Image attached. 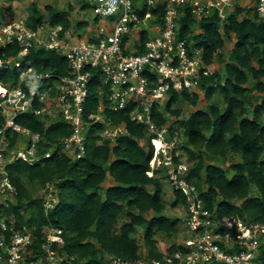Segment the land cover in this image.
<instances>
[{
  "label": "trees",
  "instance_id": "16d2710c",
  "mask_svg": "<svg viewBox=\"0 0 264 264\" xmlns=\"http://www.w3.org/2000/svg\"><path fill=\"white\" fill-rule=\"evenodd\" d=\"M86 8L84 4L82 9ZM185 9L186 14L178 20L180 38L201 51L205 68L217 62L223 65L212 74L202 73V100L198 93L171 92L165 106H152L153 120L158 126L169 123L171 134L176 132L182 138L181 147L190 164L184 179L197 187L208 210L220 217L236 216L264 223V16L243 17L242 8L237 5L224 21L215 12L197 20ZM73 10V6L66 10L48 4L47 19L50 25H63L65 30L85 29L87 21L74 25ZM158 12L163 13L162 6ZM44 20L45 14L33 4L28 25L37 29ZM233 41L226 53V43ZM5 51L14 56L19 48L10 46ZM27 64L33 65L35 72L68 73V63L60 52L33 48L22 67L3 70L0 80L16 84ZM30 81L31 77H27L24 87ZM109 89L102 85L100 71L92 69L85 116L98 111L100 92ZM256 92L260 101H254ZM216 96L218 100H214ZM181 99L197 107L187 118H182V110L176 106ZM201 101L207 106L199 107ZM42 106V102L35 104V108ZM129 110L130 107L119 112L105 109L102 113L114 124L124 123L128 130L129 134L118 136L114 144L101 137L104 124L89 119L83 158L53 155L33 165L14 160L7 166L17 194L5 213L14 214L19 226L25 223L34 229V247L44 242L46 226L61 229L64 244L53 243V248L65 257L61 264H105L111 257L161 260L164 253L158 237L182 231L180 220L165 214L168 202L163 179L167 177L159 175L162 171H156L153 177L147 173L153 156L152 135L146 126L130 119ZM167 113L175 121L170 123ZM5 120L0 112V128ZM15 122L40 134V155L72 134V127L64 120L49 122L47 117L33 112L21 113ZM8 135L13 147L19 134L9 130ZM107 178L113 184L106 188ZM47 183L55 185L58 198L48 211L43 198L32 195L34 187L44 189ZM187 204L183 191L175 190L170 207ZM139 228L144 230L146 254L141 253ZM179 247L175 243L168 251L173 253ZM256 261L264 264V240Z\"/></svg>",
  "mask_w": 264,
  "mask_h": 264
},
{
  "label": "built area",
  "instance_id": "2783aa9c",
  "mask_svg": "<svg viewBox=\"0 0 264 264\" xmlns=\"http://www.w3.org/2000/svg\"><path fill=\"white\" fill-rule=\"evenodd\" d=\"M79 1L81 7L86 4L93 10L98 21L106 23L93 25L87 21V33L77 42H72L73 28L65 30L63 25L52 26L49 21L45 28L46 20L37 29L28 25L27 18L0 25V75L3 70L22 67L33 48L56 50L68 63L66 75L35 72V67L27 64L16 84L0 82V112L6 118L0 128V264H61L65 259L53 248V243L64 244L61 229L46 226L44 242L34 247V229L25 223L19 226L14 214L5 213L17 194L7 166L14 160L33 165L53 155L83 158L89 119L103 123L101 137L114 144L118 136L129 134L128 130L124 123L114 124L102 113L105 109L119 112L128 107L130 119L146 126L152 135L153 156L148 175L165 170L174 189L187 197L183 227L188 237L173 253L163 252L161 260L111 257L105 264H257L264 223L236 216L220 217L205 207L197 187L184 179L190 164L183 156L182 139L176 132L171 134L169 123L158 126L154 122L152 106H165L171 92L199 93L202 73L214 72L211 66L205 68L201 51L179 36L178 20L186 14L185 8L197 20L215 12L224 21L237 5L242 8L243 17H263L264 0ZM10 46L19 48L17 55L6 54ZM92 69L100 71L102 85L110 89L101 90L98 111L85 116ZM27 77L31 81L24 87ZM36 102L44 106L35 108ZM26 112L47 117L49 122L62 119L72 127V134L40 155V134L15 122L18 115ZM9 130L19 134L13 147ZM54 186L47 183L44 188L46 211L58 200L53 195Z\"/></svg>",
  "mask_w": 264,
  "mask_h": 264
},
{
  "label": "rangeland",
  "instance_id": "374dc122",
  "mask_svg": "<svg viewBox=\"0 0 264 264\" xmlns=\"http://www.w3.org/2000/svg\"><path fill=\"white\" fill-rule=\"evenodd\" d=\"M33 4H36L38 9L45 14V20H46V22L44 23L45 28L47 27V21H48L47 11H46V6L48 4H54L58 6L60 9H66V10H68L70 6H73L74 10L72 12V18H73L74 25H76L78 21L84 20V19L90 23H93V25H96L97 23L100 25V22H102L101 23L102 25L106 23L105 21H102V20L98 21L95 18V14L91 8L90 9L87 8L83 10L82 7L80 6L79 0H0V23L3 24L4 22H8L12 19H26L32 13ZM86 33H87L86 29L75 31V33L73 34L72 42H77V40L81 39L80 36L85 37ZM233 45H234V41L226 43V47H225L226 53L230 51ZM222 65H223L222 62H217L215 63V65H213V68L215 70V69L222 67ZM262 80L264 81V78ZM199 95H200V99L202 100L204 98V92L199 91ZM253 98H254V101L261 100L260 94L257 92L255 93ZM218 99H219L218 96L214 98V100H218ZM176 106L181 108L182 118H187L191 114V112L197 108V107H194L188 101H185L183 99H181L180 103ZM206 106H207V103L204 101H201L199 107H206ZM166 117L169 119L170 123L175 121V118L170 113L169 114L167 113ZM184 142L185 140L183 141V143ZM183 153H184L183 155L184 158H186L185 151H183ZM159 175L160 176L164 175L167 177L165 170L162 172H159ZM163 181H164V189H165V199L168 202L167 209L165 210V214L170 216L173 219H176V218L179 219L180 226L182 228V231L179 234L158 237L159 247L165 253L166 251H168V249L173 244L176 243L178 245L184 242L185 238L188 237V233L183 227V221L186 216V208L183 206H178L175 208L170 207L172 200L174 198L175 189L172 186V184L168 182L167 179H163ZM111 183H112L111 180L110 181L107 180L104 183V187L106 188L109 187ZM55 188L56 187L54 186V188L52 189H53L54 198L57 200L58 199L57 191ZM54 189H55V192H54ZM44 194H45L44 189H39L37 187H34L32 189V195L34 198H41ZM137 238L139 240V243L142 246L141 253L146 254V249L144 248V230L142 228L138 229Z\"/></svg>",
  "mask_w": 264,
  "mask_h": 264
},
{
  "label": "clouds",
  "instance_id": "9594fccd",
  "mask_svg": "<svg viewBox=\"0 0 264 264\" xmlns=\"http://www.w3.org/2000/svg\"><path fill=\"white\" fill-rule=\"evenodd\" d=\"M0 82H1L2 84H8V83H3L1 80H0ZM200 92H201V90H200ZM198 94H199V93H198ZM20 126H21V125H20ZM151 144H152V143H151ZM183 154H184V153H183ZM150 170H151V169H150ZM150 170H149V171H150ZM157 171H163V170H157ZM155 174H156V171H155L154 175H155ZM154 175H153V176H154ZM153 176H151V177H153ZM167 180H168V177H167ZM168 182H169V180H168ZM169 183H170V182H169ZM185 208H186V207H185ZM181 244H182V243L178 244V246H181Z\"/></svg>",
  "mask_w": 264,
  "mask_h": 264
},
{
  "label": "crops",
  "instance_id": "0c3cea01",
  "mask_svg": "<svg viewBox=\"0 0 264 264\" xmlns=\"http://www.w3.org/2000/svg\"><path fill=\"white\" fill-rule=\"evenodd\" d=\"M107 180H109V181H110L111 179H110V178H107ZM107 180H106V181H107ZM111 182H112V180H111ZM112 184H113V182L111 183V185H112ZM111 185H110V186H111Z\"/></svg>",
  "mask_w": 264,
  "mask_h": 264
}]
</instances>
